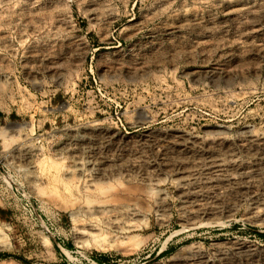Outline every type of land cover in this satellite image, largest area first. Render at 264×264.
Returning <instances> with one entry per match:
<instances>
[{"label":"rangeland","instance_id":"obj_1","mask_svg":"<svg viewBox=\"0 0 264 264\" xmlns=\"http://www.w3.org/2000/svg\"><path fill=\"white\" fill-rule=\"evenodd\" d=\"M1 253L264 264V0H0Z\"/></svg>","mask_w":264,"mask_h":264},{"label":"trees","instance_id":"obj_2","mask_svg":"<svg viewBox=\"0 0 264 264\" xmlns=\"http://www.w3.org/2000/svg\"><path fill=\"white\" fill-rule=\"evenodd\" d=\"M7 253H1L0 256H7Z\"/></svg>","mask_w":264,"mask_h":264},{"label":"bare ground","instance_id":"obj_3","mask_svg":"<svg viewBox=\"0 0 264 264\" xmlns=\"http://www.w3.org/2000/svg\"><path fill=\"white\" fill-rule=\"evenodd\" d=\"M101 206V205H100ZM102 207V206H101ZM103 208V207H102ZM105 209V208H104ZM107 210V209H106ZM103 212V211H102Z\"/></svg>","mask_w":264,"mask_h":264}]
</instances>
